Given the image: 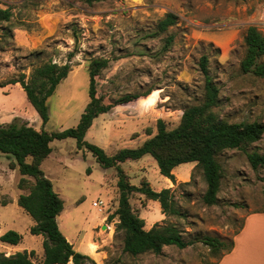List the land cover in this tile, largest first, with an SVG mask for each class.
<instances>
[{"label":"rangeland","instance_id":"1","mask_svg":"<svg viewBox=\"0 0 264 264\" xmlns=\"http://www.w3.org/2000/svg\"><path fill=\"white\" fill-rule=\"evenodd\" d=\"M8 7L12 15L2 27H8L9 34L3 37L0 29V85L19 73L28 75L48 60L72 67L47 101L49 120L43 128L48 132L77 124L89 101L88 66L97 57L109 60L96 76L97 95L105 104L150 92L94 119L84 139L107 154L137 147L140 138L156 133L158 119L168 129L176 127L184 108L201 102L204 76L199 59L204 54L219 87L220 117L228 122H264V78L240 69L248 26L264 33V0H103L91 5L80 0H0V9ZM168 13L175 22L160 32L158 24ZM18 85L0 86V124L17 119L39 130L41 120ZM50 146L40 167L64 202L61 229L72 236L94 233V245L102 255L94 264H215L225 250L213 253L201 239L217 237L229 247L247 214L264 211V168L253 169L244 151L228 149L218 155L223 177L218 202L211 206L202 200L206 183L201 170L193 162L179 164L176 183L169 186L179 213L154 223L175 225L192 244L132 256L122 251L123 232L115 231L118 218H105L102 226L94 227L117 207L116 168H102L74 138L54 139ZM247 151L264 152V134ZM10 160L0 153V233H20L16 248L33 251L31 259L42 264L43 238L30 233L34 221L17 204L26 190L18 188L21 175L9 167ZM120 165L131 184L146 180L153 190L164 185L165 176L149 154ZM97 200L104 202L101 212L93 206ZM129 201L146 224L160 214L158 202L139 193ZM0 252L8 256L14 250L0 241Z\"/></svg>","mask_w":264,"mask_h":264},{"label":"trees","instance_id":"2","mask_svg":"<svg viewBox=\"0 0 264 264\" xmlns=\"http://www.w3.org/2000/svg\"><path fill=\"white\" fill-rule=\"evenodd\" d=\"M91 5L103 0H80ZM10 8L0 9V29L3 37L9 34L8 27H2L3 22L11 18ZM175 22V16L168 13L158 24V30L163 32ZM172 38H168V44ZM244 43L246 52L240 62L243 73L264 78V33L256 26L247 28ZM38 55V51L33 52ZM74 54L70 53L69 57ZM109 60L103 57L93 58L88 66L89 101L75 126L48 132L43 126L49 120L48 99L53 95L58 84L65 79L72 67L70 63L45 61L32 68L31 73H19L0 86L18 83L25 92L27 101L37 112L42 128L36 129L27 122L18 123L17 119L0 124V153L6 154L11 169H17L21 175L18 188L26 192L19 194L17 204L33 219L30 233L43 236L42 264H73L93 263L91 257L76 251L60 231L56 217L63 210L64 202L53 189L52 181L45 176L41 163L51 153L50 143L54 139L74 138L79 148L86 147L96 161L104 169L116 168V187L118 202L115 211L108 215L107 220L118 218L115 231L123 232L122 251L132 256L144 253L160 254L163 247L175 246L186 248L192 242L185 241L180 230L171 224L154 223L145 229V222L131 207L130 196L139 193L147 200H157L164 215L178 214L171 188L153 190L148 181L143 180L139 186L131 184L121 163L126 160H138L146 154L156 161L160 173L173 184L176 177L173 169L182 163L195 162L204 177L206 189L202 200L206 205H215L218 202L217 194L221 187L223 168L218 155L224 150L237 149L244 151L247 160L253 169L264 168V152L247 151V147L259 141L264 134V122L240 121L228 122L220 117L216 108L219 105V87L213 76L209 74L207 55L199 59V67L204 76V94L201 102L184 108L176 127L168 129L164 120L156 122V133L146 138L135 148H121L114 154H107L105 150L95 144L86 142L84 137L93 124V120L100 114L106 113L115 105L126 104L150 94L127 95L115 104H105L103 97L97 95L96 76L107 67ZM150 133H148L149 135ZM264 199V187L262 190ZM241 207L239 204H232ZM22 235L15 230H8L0 235V241L10 245L18 244ZM201 242L213 253L225 250L228 252L233 243L227 247L225 241L213 236H204ZM33 251H17L10 255L0 252V264H36L31 256Z\"/></svg>","mask_w":264,"mask_h":264},{"label":"crops","instance_id":"3","mask_svg":"<svg viewBox=\"0 0 264 264\" xmlns=\"http://www.w3.org/2000/svg\"><path fill=\"white\" fill-rule=\"evenodd\" d=\"M15 85H18V84L16 83ZM109 111L103 114L106 115L109 113ZM146 138L148 137L146 136V137L140 138L142 139L140 140L141 143ZM193 163L195 164V162ZM194 164L191 166H194ZM172 172L174 173L176 177L178 173L176 172L175 168L173 169ZM169 186H174V184L167 177H165L164 185L158 187L157 189H155V191H159L162 188H170ZM154 201L158 202L157 200H154ZM154 204L158 206L157 203H154ZM64 211H65V207L63 206V210L56 217L58 227L60 231L62 232V234L65 236L67 241L73 245V248L76 251L88 255L89 257L92 258L93 261L95 260L99 262L100 259H102V255L100 254L101 252L97 251V247L94 245V240H93L94 233L93 232H89L87 234L84 233L81 236H72L71 234L62 231L60 223H59V218L62 216ZM163 216L164 214H162L161 208H160V214L157 217L152 218V220H150V223L146 224V220L144 219L145 229H149L154 222L163 220L164 219ZM105 218H107V214L103 216L101 220L98 221L94 225V227L96 228L98 225L102 226V222ZM114 218H117V217H114ZM106 227H109V225H106ZM0 234H3V233H0ZM39 236L43 238L42 235H39ZM232 243L233 245L231 249L228 252L224 253L215 264H264V211L253 212V213L247 214L240 230L234 235L232 239ZM7 245L12 247V249L14 250V253L17 251L24 250V249L16 248V245H10V244H7ZM27 251L29 252L30 250H27ZM67 264H73V263L69 261Z\"/></svg>","mask_w":264,"mask_h":264},{"label":"built area","instance_id":"4","mask_svg":"<svg viewBox=\"0 0 264 264\" xmlns=\"http://www.w3.org/2000/svg\"><path fill=\"white\" fill-rule=\"evenodd\" d=\"M103 203L104 202L102 200H97L93 202V206L96 208L98 207V211L101 212L103 211Z\"/></svg>","mask_w":264,"mask_h":264}]
</instances>
